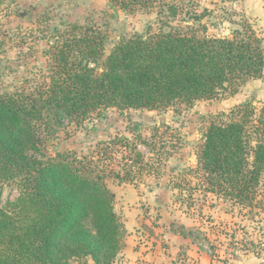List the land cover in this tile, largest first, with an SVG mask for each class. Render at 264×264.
Instances as JSON below:
<instances>
[{"label":"trees","instance_id":"obj_1","mask_svg":"<svg viewBox=\"0 0 264 264\" xmlns=\"http://www.w3.org/2000/svg\"><path fill=\"white\" fill-rule=\"evenodd\" d=\"M119 3L128 8L147 0ZM166 13L157 27L121 36L107 53L101 31L72 23L61 34L55 28L47 80L30 91L0 92V264H69L83 256L111 264L120 249L124 227L114 192L92 160L49 152L52 123L61 126L65 119L77 126L114 107L190 105L262 76L264 32L249 21L229 36L205 35L185 23L207 10L167 4ZM119 142L104 143L109 150ZM195 167L205 174L201 191L250 203L264 184V103L244 102L212 117L196 147ZM9 184L17 194L1 204ZM85 220L93 231L82 226Z\"/></svg>","mask_w":264,"mask_h":264},{"label":"rangeland","instance_id":"obj_2","mask_svg":"<svg viewBox=\"0 0 264 264\" xmlns=\"http://www.w3.org/2000/svg\"><path fill=\"white\" fill-rule=\"evenodd\" d=\"M167 4L197 13L207 10V15L199 21L185 23L199 34L205 31V35L229 36L243 21H249L256 30L264 32V10H259L256 1L243 4L242 0H147L145 4L122 8L119 0H0V92L30 91L47 80L53 65L55 28L61 34L64 25L72 23L101 31L105 34L107 53L121 36L145 34L148 26L157 27L161 14H167ZM171 20V24H176ZM244 102L256 108L264 103V71L260 78L243 83L233 93L220 92L212 98L197 99L190 105L176 103L139 110L114 107L102 110L100 116L93 114L77 126L63 119L61 126L50 125L52 133L46 135V145L54 154L72 151L84 163L92 160L91 164L108 186L122 181L143 185L145 192L157 186L159 201L171 204V209L178 212L206 218L209 217L208 207L205 209L199 203L213 206L217 217L214 220L220 222L213 225L214 229L208 227V231L210 228L214 231H209L214 247H234L228 236L230 232H236L237 237L246 232L255 233L261 244L264 243L261 203L264 184L258 185L250 203L238 202L221 192L201 191L205 174L195 167L196 147L208 121ZM112 137L122 142L111 144L108 150L104 142ZM16 194L14 185H5L1 204ZM114 210L124 227L115 202ZM145 210L154 223L157 213L150 205H144L142 212ZM82 226L93 231L89 220L83 221ZM125 240L124 228L120 249L111 264L134 262L124 249ZM69 264L95 263L90 256H83L70 259Z\"/></svg>","mask_w":264,"mask_h":264},{"label":"crops","instance_id":"obj_3","mask_svg":"<svg viewBox=\"0 0 264 264\" xmlns=\"http://www.w3.org/2000/svg\"><path fill=\"white\" fill-rule=\"evenodd\" d=\"M252 1H256L259 10H264V0H242V3ZM108 187L115 194V206L120 208L126 230L123 246L133 258L132 264H213L223 259L228 264H264V243L257 242L255 233L246 232L237 237L236 232H230L228 236L234 247H214L209 233L214 231L212 228L208 231V227L214 229L213 225L220 222L214 220L217 217L213 206L199 203L205 209L208 207L209 217L203 218L178 212L171 209V204L160 202L157 186L145 192L143 185L118 181ZM144 205H150L157 213L154 223L150 213L142 212Z\"/></svg>","mask_w":264,"mask_h":264},{"label":"built area","instance_id":"obj_4","mask_svg":"<svg viewBox=\"0 0 264 264\" xmlns=\"http://www.w3.org/2000/svg\"><path fill=\"white\" fill-rule=\"evenodd\" d=\"M228 261H224V259L223 260H221L220 262H215V263H213V264H228L227 263Z\"/></svg>","mask_w":264,"mask_h":264}]
</instances>
